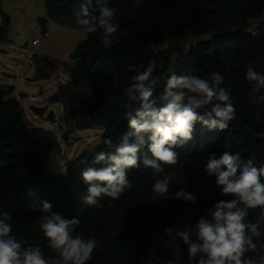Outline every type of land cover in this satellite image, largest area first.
Instances as JSON below:
<instances>
[{"label": "trees", "instance_id": "trees-1", "mask_svg": "<svg viewBox=\"0 0 264 264\" xmlns=\"http://www.w3.org/2000/svg\"><path fill=\"white\" fill-rule=\"evenodd\" d=\"M82 2L45 0L47 17L66 27L84 28L75 15ZM108 7L116 8L120 43L113 42V47L105 48L100 43L102 30L98 29L96 33H87L69 55L74 63L68 68L71 83L91 88L89 98L79 100L70 111L74 128L98 129L101 133L92 148L82 150L69 162L67 176L47 169L52 152L59 148L55 132L26 120L24 108L14 96V86L0 87V218L2 213H9L12 219L7 222L12 225L13 234L25 246L39 243L46 258L55 253L47 247L39 227L42 200L50 201L53 211L66 218H79L77 233L96 239L98 247L87 264H135L141 256H150L152 243L165 233V227L195 225L214 201L233 198L221 196L215 178L205 173L207 153L215 151L219 156L227 151L245 161L252 159L256 167L264 164V87L257 89L256 82L245 78L249 65L253 71L264 74V21L257 31L249 29L253 21L264 18V0H110ZM94 14L98 15V10ZM47 17L39 19L40 32L45 37L49 34ZM0 20V43H9L12 18L4 10L2 0ZM126 28L134 35L124 37ZM177 54L183 57L175 63ZM152 60L156 61L152 79L156 81L154 94L158 106L163 103L158 96L170 73L211 80L212 73L217 72L223 77L218 87L230 93L236 118L224 131H209L196 124L193 140L177 149L179 162L164 166L166 173L177 174L170 198L153 199L151 186L155 177L151 169L145 170L141 165L128 171L133 188L126 190L119 200L102 197L100 207H89L81 200L86 194L80 178L81 169L87 166L84 161L90 162L98 151H113L122 136L133 131L125 112L139 104L124 94L134 75L128 65L147 66ZM33 63L31 81L49 79L59 65L65 64L37 54ZM136 70L142 71L139 67ZM210 109L208 105L198 111ZM64 138L69 141L68 134ZM108 138L112 140L111 146L103 143ZM184 180L189 185L187 190L199 197L196 204L171 198L184 186ZM260 213V208L250 209L246 218L252 223L260 220L261 236L253 237L254 242L264 241V219H260ZM192 239L195 240V233ZM178 243L180 264H188L187 248L179 237ZM159 251L166 261L174 260L163 243Z\"/></svg>", "mask_w": 264, "mask_h": 264}, {"label": "clouds", "instance_id": "clouds-1", "mask_svg": "<svg viewBox=\"0 0 264 264\" xmlns=\"http://www.w3.org/2000/svg\"><path fill=\"white\" fill-rule=\"evenodd\" d=\"M109 2L83 0L75 13L77 23L84 26L87 33L102 30L100 43L105 48L121 41L120 25L115 22L116 8H109ZM97 10L99 14L95 15ZM122 35L134 34L126 28ZM33 43L39 44V41ZM137 67L142 71H137ZM128 70L134 75L129 78L124 94L139 104L134 110L129 107L125 112L128 126L133 131L125 133L113 151H98L90 162L84 161L87 166L81 169L80 178L86 186V194L81 200L89 207H100L102 197L119 200L126 190L133 188L128 171L139 169L141 165L145 170L151 169L155 177L151 186L153 199L170 198L177 174L166 173L164 166L179 162L177 149L193 140L196 124L209 131H224L236 118L230 93L218 87L223 77L217 72L212 73L211 80L197 75L170 73L158 96L163 103L158 106L154 94L156 81L152 79L156 61H149L147 66L130 64ZM245 78L256 82L257 89L264 87V74L253 71L251 65L246 69ZM133 93L138 95L133 96ZM208 105H211L210 111H198ZM130 136L133 137L131 141ZM103 143L111 146L112 140L108 138ZM145 148L147 152H144ZM204 171L208 177L215 178L214 184L221 196L233 198L214 201L206 214L197 218L195 240L190 228L176 227V236L187 248L188 264H257V255L259 264H264V254H261L264 253V241H253V237L261 236L260 220L252 223L246 219L249 210L256 208L261 209L260 219H264V164L256 167L252 159L245 161L238 154L227 151L217 156L212 151L207 153ZM61 174L68 175L66 165L62 167ZM183 184L171 198L196 204L199 197L187 190L186 180ZM41 205L39 227L47 247L55 256L46 258L39 243L25 246L7 222L12 219L11 215L2 213L0 264H87L98 247L96 239L77 233L81 223L79 218H66L63 213L53 211V204L48 200H42ZM35 210L32 206V211ZM164 232L171 236L173 228L165 227ZM174 247L178 252L180 244ZM165 264H179V261L168 260Z\"/></svg>", "mask_w": 264, "mask_h": 264}, {"label": "rangeland", "instance_id": "rangeland-1", "mask_svg": "<svg viewBox=\"0 0 264 264\" xmlns=\"http://www.w3.org/2000/svg\"><path fill=\"white\" fill-rule=\"evenodd\" d=\"M4 10L11 16L12 25L10 28V42L0 43V87L14 86V96L20 101L24 108L26 120L36 127L44 128L55 132L59 143L51 155L47 169L53 172H61L63 166H67L71 160L76 158L82 150L92 148L97 141L100 131L98 129L79 130L74 128V121L70 117V111L81 99H87L91 95V88L87 85H73L71 82L63 84L56 79L55 72L49 79L31 81L34 75L33 56H49L63 62L70 68L72 60L69 55L74 48L70 42L73 35L69 32L71 28L60 26L54 22L58 29L66 30L62 33L59 30L52 31V39L44 37L38 30L39 19L38 10L33 0H2ZM47 17V16H44ZM264 18L252 22L251 31H257ZM39 38L38 46L30 45L32 38ZM51 39V40H48ZM182 55L177 54L175 63L182 61ZM71 60V62H70ZM11 73L15 78L9 79L2 73ZM28 96L21 99L20 94ZM57 99H56V98ZM31 105L44 109V116L47 117L53 111L56 122L52 123L41 118L30 109ZM59 126L62 129H59ZM69 135V141L65 142L64 135ZM195 233L194 226L191 227ZM174 255V260L181 261L180 249L175 250L178 243V236L173 233L162 242L166 241Z\"/></svg>", "mask_w": 264, "mask_h": 264}, {"label": "built area", "instance_id": "built-area-1", "mask_svg": "<svg viewBox=\"0 0 264 264\" xmlns=\"http://www.w3.org/2000/svg\"><path fill=\"white\" fill-rule=\"evenodd\" d=\"M24 1H29V0H24ZM46 36L48 38H51L50 34H46ZM39 41L38 38L30 41V45L33 47L38 46V44H34L33 41ZM40 42V41H39ZM56 75V79L63 83V84H67L71 82V73L70 70L64 66V65H59L56 69L55 72ZM194 224H190L188 226H185L183 228H190L193 227ZM176 227L178 226H173L171 228H173V234L176 235ZM168 235H166L165 233L162 234L161 236L157 237L156 240L152 243V248H151V253L149 257H144L141 256L136 262L135 264H165L166 262V258L164 256L161 255L160 251H159V245L167 238Z\"/></svg>", "mask_w": 264, "mask_h": 264}, {"label": "crops", "instance_id": "crops-1", "mask_svg": "<svg viewBox=\"0 0 264 264\" xmlns=\"http://www.w3.org/2000/svg\"><path fill=\"white\" fill-rule=\"evenodd\" d=\"M33 2L35 4V7L39 8L38 17L40 18V16H42L41 18H46V17H44V16H47V11H46V7H45V0H33ZM47 19H48V21H47V25H46V31L51 36H52V31H55V30H59L62 33H66V30L64 31V30L58 29V27H56V24L54 23L55 22L54 20H52V19H50L48 17H47ZM0 23H1V20H0ZM60 26H63V25H60ZM64 27H66V26H64ZM67 28H71V31H69V32L73 35V37H71V40H70L69 43H71L72 45L74 43V48H75V46L77 45V43H79V41H81L84 38H86L87 32H86V30L84 28H72V27H67ZM40 29L41 28H40V25H39L38 30L40 31ZM34 39H36V37L32 38L31 40H34ZM51 39H48V40H51ZM70 62H71V60H70ZM72 63L73 62H71V64ZM169 242H170V239H169V241L165 242V246H167L168 248H169V245H168Z\"/></svg>", "mask_w": 264, "mask_h": 264}, {"label": "water", "instance_id": "water-1", "mask_svg": "<svg viewBox=\"0 0 264 264\" xmlns=\"http://www.w3.org/2000/svg\"><path fill=\"white\" fill-rule=\"evenodd\" d=\"M5 77L9 78V79H12V78H15L16 75L14 74H11V73H5L3 72L2 73ZM28 95L27 94H24V93H21L20 94V98L23 99L25 97H27ZM30 109L33 110L35 113H37L41 118L45 119L46 121H49V122H52V123H55L56 122V119H55V115L53 113V111H50L48 116L45 117L44 116V109L43 108H40V107H37L35 105H31L30 106ZM59 129H62L61 126H59Z\"/></svg>", "mask_w": 264, "mask_h": 264}]
</instances>
